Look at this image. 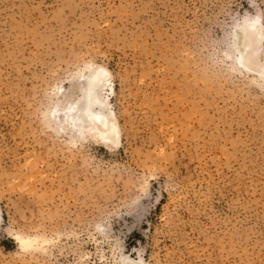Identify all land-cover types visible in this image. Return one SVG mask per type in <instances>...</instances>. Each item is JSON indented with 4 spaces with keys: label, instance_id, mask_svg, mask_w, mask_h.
<instances>
[{
    "label": "rangeland",
    "instance_id": "1",
    "mask_svg": "<svg viewBox=\"0 0 264 264\" xmlns=\"http://www.w3.org/2000/svg\"><path fill=\"white\" fill-rule=\"evenodd\" d=\"M255 17L264 0H0V264H264V39H238L263 78L230 49ZM97 67L119 145L55 117Z\"/></svg>",
    "mask_w": 264,
    "mask_h": 264
},
{
    "label": "bare ground",
    "instance_id": "2",
    "mask_svg": "<svg viewBox=\"0 0 264 264\" xmlns=\"http://www.w3.org/2000/svg\"><path fill=\"white\" fill-rule=\"evenodd\" d=\"M241 32L250 37L249 42L243 46L245 51H249L252 57L258 58L262 55L264 25L259 17L245 18L242 23L236 25L231 34L230 49L235 54V62L248 68L244 61V52L238 42L239 33ZM261 69L264 71V63ZM249 70L263 78L262 70ZM111 82L110 72L103 67L88 71L78 81L76 99L65 105L62 110H58L60 113H56L55 117L60 118L64 128L71 130L77 136H84L90 133L106 146L119 145L122 140V131L118 117L112 108L108 96H106L107 92L110 93L112 91V88L111 90L109 88L112 86ZM14 240L22 248H30L38 243V239L26 238L21 235H17ZM123 264L141 263L128 257L124 259Z\"/></svg>",
    "mask_w": 264,
    "mask_h": 264
}]
</instances>
